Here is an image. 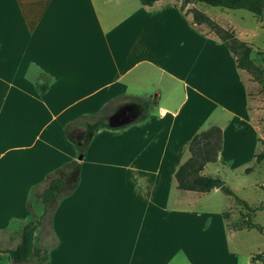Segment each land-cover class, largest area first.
<instances>
[{
  "label": "crops",
  "instance_id": "0c3cea01",
  "mask_svg": "<svg viewBox=\"0 0 264 264\" xmlns=\"http://www.w3.org/2000/svg\"><path fill=\"white\" fill-rule=\"evenodd\" d=\"M180 4V0H157L150 6L139 0H0V162L7 151L16 161L17 153L29 161L34 152L48 155L56 145H64L60 136L67 121L96 117L106 105L131 98L156 101V108L152 106L142 121L118 130L100 128L82 150L70 142L74 148L70 160L78 161L87 157L101 134L116 139V146L109 147L113 158L104 164L117 174L98 180L102 187L107 180L111 183L105 189L115 208L108 213L107 224L120 220L121 229L137 224L129 264H145L147 247L153 246L155 254L161 221L154 216L146 230L145 209L167 213V204H176V193L183 190L177 189L174 174L189 157L188 143L201 132L210 108L232 117L228 124L242 134L246 128L258 132L256 141L264 142V102L261 94H253L258 82L233 67L234 57L230 53L232 59L228 57L205 25L193 23L189 11L204 13L247 44L250 35L220 9L209 12L190 3L180 10ZM163 79L166 88L160 92ZM164 99L177 101L178 107L167 110L159 105ZM189 99L199 108L197 116L178 124L180 105ZM165 116L171 118L167 124L162 121ZM224 147L222 139L220 153ZM54 163L51 168L59 177L67 163ZM87 163L101 164L92 159ZM92 184L85 186L80 175L73 190L62 197L69 198L75 240L81 239L79 229L82 223L86 226L88 216L92 226L94 203L104 190ZM52 263L49 255L48 264Z\"/></svg>",
  "mask_w": 264,
  "mask_h": 264
},
{
  "label": "rangeland",
  "instance_id": "374dc122",
  "mask_svg": "<svg viewBox=\"0 0 264 264\" xmlns=\"http://www.w3.org/2000/svg\"><path fill=\"white\" fill-rule=\"evenodd\" d=\"M200 5L209 12L218 9ZM220 10L228 13L237 26L243 27L242 29L250 35L248 40L250 44H246L251 48V60L262 72V81L258 83L257 90L253 94H261L264 102V54H256V51L264 53V21L261 16H255L256 20H253L254 15L245 10ZM226 53L232 59L230 52L226 50ZM241 75L244 74H238ZM166 83L163 79L158 87L160 92H164ZM150 86L151 81L147 79L146 89ZM180 99H183V94ZM159 105L172 112L178 107L177 101L171 103L167 99L161 100ZM155 108L156 106L153 110ZM198 109L192 99L187 100L180 105L177 123L185 124V119L193 120L197 116ZM113 110L112 104L106 105L98 116L103 115L109 125H115L142 113L131 106L129 109H123L124 111L113 119L115 114ZM98 116L80 121H93ZM231 118L219 108H210L203 119L199 131L211 126L218 127L225 147L221 153L219 152L215 162L204 166L202 175L223 182V186L231 189L238 199L245 201L251 209H256L264 202V188H262L264 161L254 164L252 159V155L261 150V144L255 137L258 132L254 133L246 128V133L242 134L232 124H228ZM162 121L167 124L171 118L165 116ZM70 123L72 122H66L65 129ZM82 133L83 129L79 128L73 132V135L81 137ZM60 139L64 145H56L48 155L34 152L31 161L29 158H22L19 153L16 161L11 151L5 152L1 158L0 264H13L3 251L14 247L17 242L14 233L24 223L36 225L33 244L39 247L43 254L49 253L53 260L52 264H129L131 242L135 243L137 240L133 236L137 224L124 225L123 229L120 220L117 224H107V215L112 208H115L111 195L105 189L111 186V183L107 180L106 185L102 187L98 180L101 176L114 177L117 174V170L104 164L109 161L108 159L113 158L109 147L116 146L114 143L116 139L110 137V134H101L86 151L87 157L78 161L70 160L74 156V148L66 139L65 131L62 132ZM117 141L120 142V136L117 137ZM76 144L75 147L82 150L85 143L84 140L78 139ZM185 153L187 154V151ZM152 154L154 159L157 158L158 152ZM78 156L79 153L76 157ZM88 159L101 164L87 163ZM54 161L67 163L70 169L64 167L58 173L60 178L66 180V188L54 209L51 223L46 217L43 224H38L42 211L40 193L46 185L45 180H49L51 176V178L56 177L54 174L57 169L51 168L55 164ZM249 167L251 171L246 173L244 170ZM74 170L77 171L78 177L82 175L85 186L92 181L94 189L97 184L98 188L104 189L97 194L98 199L94 203L95 212L90 217L92 226L89 225L88 216L86 226L84 223L80 226L81 239L78 240L74 239V227L71 221L73 217L67 209L70 205L67 204L69 198H62L73 187L76 177L71 172ZM170 195L173 197V190ZM176 196L178 197L176 204H167L169 210L167 213L158 214L151 207L145 209L146 230L152 226L153 222H150V219L152 220L154 216H159L161 221L160 230L158 225L156 227L155 254H153V246L147 247L145 264H263L259 260L252 262L251 258L264 253V234L255 229L233 231L230 228L240 214L245 213L232 196L224 194L219 189L198 194L178 191ZM251 221L264 229V207L253 212ZM84 231L86 237H83ZM126 238L129 243L126 242ZM59 241L60 246H57ZM60 259H64L65 262ZM25 264H37V261L35 258H30Z\"/></svg>",
  "mask_w": 264,
  "mask_h": 264
},
{
  "label": "trees",
  "instance_id": "16d2710c",
  "mask_svg": "<svg viewBox=\"0 0 264 264\" xmlns=\"http://www.w3.org/2000/svg\"><path fill=\"white\" fill-rule=\"evenodd\" d=\"M155 1L157 0H139V2L145 6H150ZM180 2V10H182L187 4L199 3L210 8L245 10L257 17L261 16L260 11L264 6V0H180ZM189 12L192 15L193 23L197 25H205L230 52L234 57L236 68L247 72L256 82L260 83L262 81V72L252 62L251 48L245 42L239 40L233 31L220 27L204 13H201L196 9H191ZM256 54L262 55L264 53L256 51ZM154 105H156L154 97L151 100L131 98L125 103L112 104L115 114H118L123 109L131 106L136 107L142 113L115 126L109 125L107 118L103 115L98 116L93 121H74L65 129V137L74 146L77 145L76 142L78 139L84 140V143L86 144L90 137L100 128L118 130L125 128L129 124L142 121L146 117L147 111ZM79 128L83 129V133L81 137H76L73 135V132ZM221 144L222 133L221 130L215 126L209 127L208 129L192 136L187 146L189 157L177 168L174 174L177 189L206 193L214 188L215 180L209 176L202 175L201 171L207 163L215 162L217 160L218 154L221 150ZM75 148L78 150L77 147ZM261 161H264V142H261V150L253 155L254 164H258ZM244 171L249 173L251 168H246ZM71 174L76 177L71 189L72 191L77 184L78 173L74 170ZM65 188L66 180L60 177L50 179L44 186L40 193L42 211L38 219V224H43L46 217L49 219V223H51L54 209L59 198L64 193ZM262 188H264V186H262ZM219 190L228 196H232L237 204L245 211V213L240 214L239 218L230 225V228L233 231L255 229L264 234V229L251 221L253 212L262 209L264 207V202L256 209H251L245 201L238 199L228 187L222 186ZM35 229V224L24 223L20 229L14 233L17 237L16 244L14 247L3 251L8 255V258L13 264H25L30 258H35L37 264H48L49 253L45 252L43 254V251L33 244ZM257 260L264 264V253L251 258L252 262Z\"/></svg>",
  "mask_w": 264,
  "mask_h": 264
},
{
  "label": "water",
  "instance_id": "95a60500",
  "mask_svg": "<svg viewBox=\"0 0 264 264\" xmlns=\"http://www.w3.org/2000/svg\"><path fill=\"white\" fill-rule=\"evenodd\" d=\"M260 15H261V17H262V21H264V8L261 9V11H260ZM118 115H119V114H115V116L113 115L112 118H113V119H116ZM121 123H123V122L116 123L115 125H119V124H121ZM115 125H111V126H115ZM222 186H223V182L215 181V185H214V188H215V189H220Z\"/></svg>",
  "mask_w": 264,
  "mask_h": 264
},
{
  "label": "built area",
  "instance_id": "2783aa9c",
  "mask_svg": "<svg viewBox=\"0 0 264 264\" xmlns=\"http://www.w3.org/2000/svg\"><path fill=\"white\" fill-rule=\"evenodd\" d=\"M159 113H160L161 115L165 114L164 110H160ZM262 186H264V184H263Z\"/></svg>",
  "mask_w": 264,
  "mask_h": 264
},
{
  "label": "flooded vegetation",
  "instance_id": "af4514ba",
  "mask_svg": "<svg viewBox=\"0 0 264 264\" xmlns=\"http://www.w3.org/2000/svg\"><path fill=\"white\" fill-rule=\"evenodd\" d=\"M129 109V108H128ZM124 110H122L121 112H123ZM118 114H120V113H118Z\"/></svg>",
  "mask_w": 264,
  "mask_h": 264
}]
</instances>
